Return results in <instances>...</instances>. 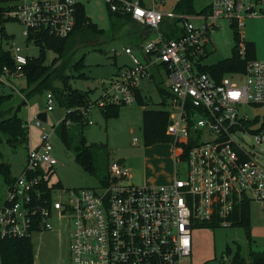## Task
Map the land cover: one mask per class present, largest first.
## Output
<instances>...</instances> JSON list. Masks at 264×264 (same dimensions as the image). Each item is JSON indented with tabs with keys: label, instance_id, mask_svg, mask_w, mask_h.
<instances>
[{
	"label": "built area",
	"instance_id": "1",
	"mask_svg": "<svg viewBox=\"0 0 264 264\" xmlns=\"http://www.w3.org/2000/svg\"><path fill=\"white\" fill-rule=\"evenodd\" d=\"M167 1L152 0L151 7H144L140 0H106L112 12L131 13L153 34L140 48L123 49L132 65L103 83L102 97L83 113L93 125L94 110L138 103L143 84L168 82L166 135L174 146L175 165L183 163L185 168L176 169L170 184L135 185L126 182L132 178L130 171L117 160L109 166L108 186L65 189L50 183L58 161L45 133L42 145L30 148L20 177L9 185L0 209V240H32L59 224L71 230V264H193L195 226H231L230 217L243 200L264 201V164L238 137L248 133L257 144L264 143V116L249 118L244 113L248 106H264V59H253L244 73L221 80L201 71L200 63L219 19H230L239 27L249 18L264 20V0H213L209 13L193 16L160 11L158 5ZM77 5V0L0 3L9 9L4 18L22 24L27 39L40 32L68 37L76 27ZM165 18L182 19L183 34L166 38L160 31ZM208 21L215 24L209 26ZM246 52L243 43L238 53L245 58ZM11 54L17 69L12 75L4 68V75L21 76L27 56L19 47ZM46 100L47 112L53 111L51 92ZM245 122L254 124L245 127ZM43 123L37 119L35 125L42 128Z\"/></svg>",
	"mask_w": 264,
	"mask_h": 264
},
{
	"label": "rangeland",
	"instance_id": "2",
	"mask_svg": "<svg viewBox=\"0 0 264 264\" xmlns=\"http://www.w3.org/2000/svg\"><path fill=\"white\" fill-rule=\"evenodd\" d=\"M84 7L86 16L105 32L101 44L93 47H83L77 56L85 55L83 77L73 79L71 84L74 89L89 92L93 102L98 101L103 95V83L110 81L125 66H131L130 56L123 52L128 45L124 36L125 30L117 37L111 26L109 5L106 0H77ZM177 0H168L164 6H158L163 11L172 10ZM213 0H197V12L208 9ZM197 26H203L204 21H195ZM209 26L215 24L208 21ZM235 24V27L233 26ZM7 37L2 42L5 51L14 53L15 48L22 49V53L29 57H38L40 48L29 42L25 36L26 28L15 20L4 24ZM236 34L240 35L237 40ZM210 41L202 52L200 63L203 67H212L231 58L243 45H255V55L264 59V20L262 18H249L239 27L234 21L221 18L210 30ZM116 51V52H114ZM46 63H53L57 58L53 52H47ZM0 95H13L12 106L22 101L20 89L26 81L22 76L0 77ZM168 90L169 83L162 86ZM142 96L145 106L138 103L121 105L116 115H110L106 120L101 111L94 110L91 115L93 125L84 129V136L89 145H108L106 153L98 152L95 166L103 175L107 173L112 161H121L132 176L126 181L135 185H166L169 178H174L176 169L183 170V163L175 165V151L171 141L162 142L147 147L145 145L142 113L144 109L165 110L169 107L162 104L156 84L145 83L142 85ZM46 93L29 100L19 113L24 121L30 120L26 125L29 131V144L14 149L10 147L5 138L0 141V162L9 165L10 179L20 177L22 174L30 148L40 147L44 141V134L50 135L49 142L54 147V154L58 164L54 167L50 178L51 184L60 183L65 189L99 188L97 176L86 173L77 163L75 152L63 144L56 132L57 125L63 120L66 110L54 104V110L47 112ZM47 113V122L42 128L35 125L38 116ZM244 113L249 118L264 116L263 107L245 108ZM239 142L247 149L256 153L264 164V143L257 144L256 140L248 133H239ZM138 139V143L134 140ZM255 146V149L253 148ZM9 195V184L0 173V209ZM71 230H64L63 226L56 224L51 232L37 233L32 237L34 264H71L69 254ZM192 263L193 264H230L233 258L239 255L242 259L250 261L252 256L264 253V201L251 200L250 231L242 227L228 226L216 228L195 226L192 233ZM227 258V260H225Z\"/></svg>",
	"mask_w": 264,
	"mask_h": 264
},
{
	"label": "trees",
	"instance_id": "3",
	"mask_svg": "<svg viewBox=\"0 0 264 264\" xmlns=\"http://www.w3.org/2000/svg\"><path fill=\"white\" fill-rule=\"evenodd\" d=\"M10 0H0V3H9ZM197 0H177L172 11L178 15L193 16L207 14L210 6L205 11L197 12L195 4ZM109 8L111 26L114 34L119 37L127 29L130 36L129 44L135 48H140L144 41L149 38L153 31L132 18L131 13H114ZM9 9L0 7V75H4V68L14 75L17 65L12 57L11 51L3 49L2 42L5 41L7 33L4 24L10 19H5V13ZM182 19L165 18L160 26L161 33L168 39L181 36L183 30L180 27ZM235 27V24L233 25ZM105 32L86 16L85 9L81 4L77 5V23L74 31L66 38H55L46 33L40 32L27 39L35 43L40 48L38 57L27 56V64L23 66L21 76L24 77L26 84L20 89L23 94L22 101L12 106L13 95H0V141L5 138L6 143L16 149L19 146L29 144V131L24 126V121L19 117L22 108L27 102L36 96L51 92L57 106L66 110L65 116L56 127V132L60 136L63 144L69 150L75 152L77 163L90 175L97 176L99 185L108 186L111 183L109 169L107 173L101 175L95 166V159L98 152L107 154L108 145L92 144L89 145L83 132L88 126V117L83 110L90 107L95 102L92 101L89 92L74 89L71 82L73 79L83 77L82 68L84 67L85 55L77 56L83 47H95L101 44V39ZM237 40L240 35L236 34ZM246 57L242 58L237 49L233 57L228 58L212 67H201V71L209 74L215 79L221 80L227 75L244 73L247 63L256 59L255 45L246 44ZM47 52H53L57 58L53 63H46ZM162 104L165 106V98L168 91L158 83L156 84ZM138 104L145 106V98L137 93ZM119 106H109L101 110L103 117L107 120L110 115H116ZM169 112L165 110L144 109L142 113L143 131L145 145L147 147L162 142L171 141L166 135L169 125ZM259 120V119H257ZM71 122L68 125V122ZM253 122H245V127H250ZM0 151V156H1ZM108 156V154H107ZM9 165L0 162V173L6 178L10 185L15 180L10 179ZM61 187V184H57ZM231 226L242 227L248 232L251 223V200L245 199L234 209ZM204 227L216 228L218 225L208 223ZM33 243L31 239H4L0 240V264H34ZM230 264H264V253L252 256L248 262L239 255L235 256Z\"/></svg>",
	"mask_w": 264,
	"mask_h": 264
},
{
	"label": "crops",
	"instance_id": "4",
	"mask_svg": "<svg viewBox=\"0 0 264 264\" xmlns=\"http://www.w3.org/2000/svg\"><path fill=\"white\" fill-rule=\"evenodd\" d=\"M121 1H135V0H121ZM141 1V4H142V6H144V7H151L152 6V0H140ZM251 1H253V0H251ZM212 4V3H211ZM210 4V5H211ZM158 6H164V5H158ZM158 8V7H157ZM159 9V8H158ZM160 11H163V10H161V9H159ZM170 11V10H169ZM164 12H167V11H164ZM121 38H125L126 39V41H127V43H128V45H126V46H130V44H129V41H130V36H128L127 35V29H125V33H124V36L122 37V35H121ZM133 47V46H132ZM257 58V57H256ZM173 181V178L171 177V178H169L168 179V184H170L171 182Z\"/></svg>",
	"mask_w": 264,
	"mask_h": 264
},
{
	"label": "water",
	"instance_id": "5",
	"mask_svg": "<svg viewBox=\"0 0 264 264\" xmlns=\"http://www.w3.org/2000/svg\"><path fill=\"white\" fill-rule=\"evenodd\" d=\"M38 119L41 120L42 122H47V113H41L39 116H38Z\"/></svg>",
	"mask_w": 264,
	"mask_h": 264
}]
</instances>
